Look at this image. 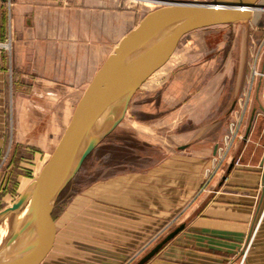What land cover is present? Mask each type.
<instances>
[{
    "label": "rangeland",
    "instance_id": "obj_1",
    "mask_svg": "<svg viewBox=\"0 0 264 264\" xmlns=\"http://www.w3.org/2000/svg\"><path fill=\"white\" fill-rule=\"evenodd\" d=\"M145 2L150 1L116 0V7L135 12L138 25L163 6ZM261 5L264 9V0ZM5 52L10 70L8 138L0 158V183L4 180L0 211L11 207L40 174L84 92H36L27 78L17 86L13 47ZM263 55L264 10L247 22L185 35L138 90L122 123L87 158L56 204L52 241L39 264L109 263L113 251L98 248L96 215L99 205L118 204L113 195L152 194L169 198L170 204L173 197L183 195L179 206L185 209L194 197L218 188L233 165L249 164L242 156L246 162L261 163L264 94L254 71ZM17 94L24 98L19 105ZM147 176L152 182L146 184ZM178 213L170 219L171 229L182 220ZM258 228L252 231L250 245Z\"/></svg>",
    "mask_w": 264,
    "mask_h": 264
},
{
    "label": "crops",
    "instance_id": "obj_2",
    "mask_svg": "<svg viewBox=\"0 0 264 264\" xmlns=\"http://www.w3.org/2000/svg\"><path fill=\"white\" fill-rule=\"evenodd\" d=\"M136 19L135 12L119 10L116 0H0V158L8 138L10 71L2 45L12 43L17 86L27 78L36 92H85L109 55L136 27ZM17 95L19 105L24 98ZM243 158L249 164L233 165L218 188L194 197L189 208L179 206L183 195L173 197L171 204L169 198L152 194L113 195L118 204L99 205L98 248L113 251L110 262L104 263L137 264L183 225L146 264H264V159L256 165ZM145 180L152 182L149 176ZM177 213L182 220L171 229L170 219Z\"/></svg>",
    "mask_w": 264,
    "mask_h": 264
},
{
    "label": "water",
    "instance_id": "obj_3",
    "mask_svg": "<svg viewBox=\"0 0 264 264\" xmlns=\"http://www.w3.org/2000/svg\"><path fill=\"white\" fill-rule=\"evenodd\" d=\"M160 4L163 6L147 14L125 35L97 71L35 181L12 207L0 211L1 221L30 201L24 221L0 252V264L40 263L52 241L53 213L59 198L87 158L122 123L138 90L165 64L185 35L199 29L247 22L262 8L261 0L161 1ZM106 111L102 129L95 132ZM183 228L182 225L171 232L137 264L148 263Z\"/></svg>",
    "mask_w": 264,
    "mask_h": 264
},
{
    "label": "bare ground",
    "instance_id": "obj_4",
    "mask_svg": "<svg viewBox=\"0 0 264 264\" xmlns=\"http://www.w3.org/2000/svg\"><path fill=\"white\" fill-rule=\"evenodd\" d=\"M132 1V0H131ZM140 2L142 0H133V2ZM144 1H150L153 3H146L147 6H155L156 4H160V2H156L154 0H144ZM264 10L263 7L259 9L258 11ZM256 11V12H258ZM254 13V16L256 14ZM144 85V84H143ZM108 112H104V114L101 116L99 121L96 124L95 132L100 131L102 129L106 118H107ZM29 186V185H28ZM24 192V191H23ZM30 201L26 202L24 206L17 212L10 213L7 216H5L0 221V252L6 247V245L9 243V241L12 239L13 235L16 233V231L21 226L22 222L24 221L28 209H29ZM12 207V206H11Z\"/></svg>",
    "mask_w": 264,
    "mask_h": 264
},
{
    "label": "built area",
    "instance_id": "obj_5",
    "mask_svg": "<svg viewBox=\"0 0 264 264\" xmlns=\"http://www.w3.org/2000/svg\"><path fill=\"white\" fill-rule=\"evenodd\" d=\"M12 43L9 42V43H4V45H2L4 47V50L6 51H11V45ZM11 54V53H10ZM254 77L255 78H259L263 84V94H264V70L260 71V70H255L254 71Z\"/></svg>",
    "mask_w": 264,
    "mask_h": 264
},
{
    "label": "trees",
    "instance_id": "obj_6",
    "mask_svg": "<svg viewBox=\"0 0 264 264\" xmlns=\"http://www.w3.org/2000/svg\"><path fill=\"white\" fill-rule=\"evenodd\" d=\"M67 188H68V187H67ZM66 190H67V189H66ZM66 190H65V191H66ZM65 191L63 192V194L65 193ZM63 194L61 195V197L63 196ZM61 197L59 198V200L61 199ZM59 200H58V201H59ZM57 203H58V202H57Z\"/></svg>",
    "mask_w": 264,
    "mask_h": 264
}]
</instances>
